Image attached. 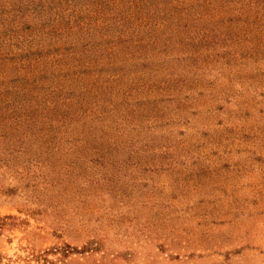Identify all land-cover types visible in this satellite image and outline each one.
<instances>
[{
	"label": "rangeland",
	"instance_id": "374dc122",
	"mask_svg": "<svg viewBox=\"0 0 264 264\" xmlns=\"http://www.w3.org/2000/svg\"><path fill=\"white\" fill-rule=\"evenodd\" d=\"M0 264H264V0H0Z\"/></svg>",
	"mask_w": 264,
	"mask_h": 264
}]
</instances>
